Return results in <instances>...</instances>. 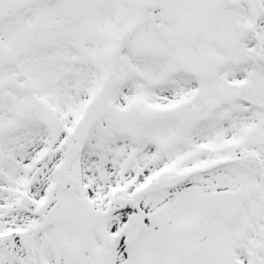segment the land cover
<instances>
[{
	"label": "snow or ice",
	"instance_id": "obj_1",
	"mask_svg": "<svg viewBox=\"0 0 264 264\" xmlns=\"http://www.w3.org/2000/svg\"><path fill=\"white\" fill-rule=\"evenodd\" d=\"M0 264H264V0H0Z\"/></svg>",
	"mask_w": 264,
	"mask_h": 264
}]
</instances>
